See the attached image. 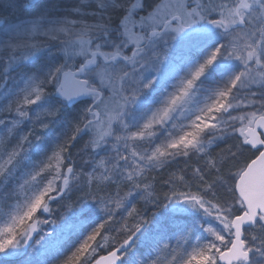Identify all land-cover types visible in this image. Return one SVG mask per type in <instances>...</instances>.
I'll list each match as a JSON object with an SVG mask.
<instances>
[{"label": "snow or ice", "instance_id": "1", "mask_svg": "<svg viewBox=\"0 0 264 264\" xmlns=\"http://www.w3.org/2000/svg\"><path fill=\"white\" fill-rule=\"evenodd\" d=\"M162 251L264 264V0H0V264Z\"/></svg>", "mask_w": 264, "mask_h": 264}, {"label": "rangeland", "instance_id": "2", "mask_svg": "<svg viewBox=\"0 0 264 264\" xmlns=\"http://www.w3.org/2000/svg\"><path fill=\"white\" fill-rule=\"evenodd\" d=\"M233 141H231V140H229V142L228 143H232ZM220 147H226V145H224V144H222ZM219 149H217V151H218ZM183 165L181 164V165H178L177 167H182ZM164 176H166L167 175V173H164L163 174ZM163 191H166V189H163L162 191H161V199L163 198ZM52 209H53V213L54 214H56V215H58L59 213H58V210L59 211H62V209H60V206L58 205V204H56V203H53L52 204ZM137 208L138 209H140V210H144V205H143V202L141 201L139 204H137ZM164 211V209H163V207H161V208H159V209H157V208H154L152 205H148L147 206V216L148 217H150L151 216V214H152V212H163ZM44 218H46V217H40V219H44ZM47 218H49V219H51V218H54V217H47ZM31 221H29V223H30ZM130 224L131 223H134V221L132 220V218H129V221H128ZM39 228H42L43 230H45V231H50L51 230V228L53 227V225H39L38 226ZM105 235H107L108 237H109V242L110 243H115V241H113L112 240V237L113 236H116V233H105ZM98 240L100 239L99 237L97 238ZM117 239H120L119 237H117ZM173 243V246H175V241H173L172 242ZM167 259H168V253H167V251H162L161 253H160V261H161V264H167ZM8 264H15V261H14V259L13 260H10L9 262H8Z\"/></svg>", "mask_w": 264, "mask_h": 264}, {"label": "water", "instance_id": "3", "mask_svg": "<svg viewBox=\"0 0 264 264\" xmlns=\"http://www.w3.org/2000/svg\"><path fill=\"white\" fill-rule=\"evenodd\" d=\"M31 223V222H30Z\"/></svg>", "mask_w": 264, "mask_h": 264}]
</instances>
